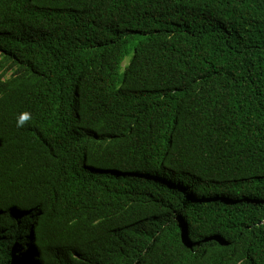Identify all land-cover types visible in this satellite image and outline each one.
Listing matches in <instances>:
<instances>
[{
    "label": "trees",
    "instance_id": "trees-1",
    "mask_svg": "<svg viewBox=\"0 0 264 264\" xmlns=\"http://www.w3.org/2000/svg\"><path fill=\"white\" fill-rule=\"evenodd\" d=\"M0 250L264 264V0H0Z\"/></svg>",
    "mask_w": 264,
    "mask_h": 264
},
{
    "label": "clouds",
    "instance_id": "clouds-1",
    "mask_svg": "<svg viewBox=\"0 0 264 264\" xmlns=\"http://www.w3.org/2000/svg\"><path fill=\"white\" fill-rule=\"evenodd\" d=\"M31 119H32V115L30 112L24 111L20 113L16 119V127L17 128L25 127L26 125L30 123ZM2 254L5 255V252L0 250V262H2L1 264H3V258L1 256ZM8 259L12 261V256H9Z\"/></svg>",
    "mask_w": 264,
    "mask_h": 264
},
{
    "label": "rangeland",
    "instance_id": "rangeland-1",
    "mask_svg": "<svg viewBox=\"0 0 264 264\" xmlns=\"http://www.w3.org/2000/svg\"><path fill=\"white\" fill-rule=\"evenodd\" d=\"M126 60L128 61V58Z\"/></svg>",
    "mask_w": 264,
    "mask_h": 264
},
{
    "label": "flooded vegetation",
    "instance_id": "flooded-vegetation-1",
    "mask_svg": "<svg viewBox=\"0 0 264 264\" xmlns=\"http://www.w3.org/2000/svg\"><path fill=\"white\" fill-rule=\"evenodd\" d=\"M2 262H0V264H1Z\"/></svg>",
    "mask_w": 264,
    "mask_h": 264
}]
</instances>
